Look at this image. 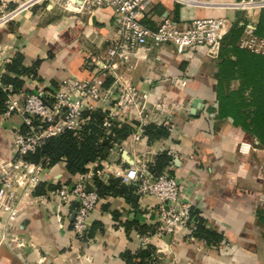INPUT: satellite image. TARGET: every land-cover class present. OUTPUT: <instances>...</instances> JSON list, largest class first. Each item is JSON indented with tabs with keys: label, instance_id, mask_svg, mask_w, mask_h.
<instances>
[{
	"label": "crops",
	"instance_id": "obj_1",
	"mask_svg": "<svg viewBox=\"0 0 264 264\" xmlns=\"http://www.w3.org/2000/svg\"><path fill=\"white\" fill-rule=\"evenodd\" d=\"M14 9L16 16L0 24V47H6L8 63L17 54L23 56L28 73L10 75L23 80L20 91L52 94L68 80L92 77L94 72L85 68L87 58L102 52L115 37L110 8L78 15L57 7L56 0H7L3 13ZM166 15L180 21L224 18L228 32L222 47L238 17L230 9L160 1L148 21L150 27L156 29ZM139 55L142 58L132 60L121 73L135 85L151 89L153 102L173 106L170 116L161 117L170 127V137L149 144L144 135L138 143L131 135L115 144L106 158L95 163L105 169L100 181L109 186L136 167L135 158L152 167L159 155L168 152L174 165L167 171L177 178L182 200L192 207L191 228L181 236L163 233L155 213L157 199L137 193L134 203L120 196H101L83 240L74 237L72 217H59L52 207L23 206L13 230L25 243L21 248L1 243L6 214L0 213V264H264V211L258 210H264V146L232 118L219 117L216 88L221 59L210 58L206 47L179 54L165 46ZM239 86L233 81L230 88ZM105 88L110 90L107 109L114 100L116 80L108 78ZM21 127L18 115H0V174L14 160V133ZM243 145L251 146L250 151H242ZM69 179L61 162L44 170L41 185L46 192L51 185L69 184ZM198 216L220 236L217 243L207 245L193 236Z\"/></svg>",
	"mask_w": 264,
	"mask_h": 264
},
{
	"label": "built area",
	"instance_id": "obj_2",
	"mask_svg": "<svg viewBox=\"0 0 264 264\" xmlns=\"http://www.w3.org/2000/svg\"><path fill=\"white\" fill-rule=\"evenodd\" d=\"M64 10L81 15H91L97 9L110 8L115 37L109 45L97 55L87 58L85 68L93 71L88 79L68 80L63 89L52 94L44 91H16L14 86L4 84L1 77L9 56L6 47H0V87L7 94L6 111L3 116L18 115L22 127L14 133L15 157L19 165L10 169L6 166L0 174V213L6 214L3 224L1 243L10 249L25 245L15 236L13 230L20 209L23 206L52 207L59 217H73L71 222L74 237L83 240L89 234V220L100 202L95 188V180H102L105 169L99 165L89 166L84 174L78 175L76 181L60 187L49 189L45 194L36 191L42 182L44 167L25 161V157L34 153L44 140L57 137L66 131L78 133L90 121L89 115L102 108L107 111L103 127L110 130L114 123L128 120L139 121V127L132 134L134 143L141 141L143 127L148 124L165 125L161 119L163 113L170 116L173 106L151 100V89L135 85L131 79L124 78L122 70H127L132 60L142 58L139 53L165 46L173 47L179 53H186L197 47H206L210 58L219 60L222 41L228 32L227 22L221 17L196 18L180 21L167 15L162 18L156 29L148 21L154 13L157 2L164 1L173 5L195 8L230 9L238 14L234 24L243 27L238 41L242 50L264 56V33L259 34L257 13L264 10V0H236L232 2H207L199 0H66ZM7 0H0V18ZM14 17H9L5 24ZM233 24V25H234ZM146 59V56H143ZM108 78L117 83L114 100L105 108L107 94L105 88ZM155 112V113H154ZM153 113V114H152ZM159 113V115H158ZM167 115V114H166ZM251 146L242 151H250ZM139 158V157H138ZM136 167L126 171L121 177L122 184L134 185L136 193L141 196L154 197L158 201L156 215L162 232L168 235H182L191 228V205L181 198V186L176 177L168 171L155 176L151 166L136 159ZM9 169V171H8ZM134 171V172H133ZM133 172V173H132ZM119 175V173H118ZM73 208V213L69 209ZM65 221V220H64ZM145 242L149 244L146 236Z\"/></svg>",
	"mask_w": 264,
	"mask_h": 264
},
{
	"label": "trees",
	"instance_id": "obj_3",
	"mask_svg": "<svg viewBox=\"0 0 264 264\" xmlns=\"http://www.w3.org/2000/svg\"><path fill=\"white\" fill-rule=\"evenodd\" d=\"M259 15V34L264 33V10ZM230 38L221 48L219 71L217 76V100L220 104V118H232L234 124L255 136L264 146V56L242 50L238 41L243 33V27L233 25ZM234 56V59L233 57ZM23 56L17 54L4 70L1 81L14 86L20 91L23 80L11 77V74L23 76L28 69L22 66ZM233 81H239L236 90L230 88ZM7 94L0 87V115L6 111L5 101ZM107 111L98 108L89 115L88 124L78 133L66 131L60 136L44 140L42 145L32 154L25 157V161L32 164H41L44 169H52L61 162L70 176L69 183L80 174L87 172L88 167L99 159L106 158L109 150L115 144L126 141L138 128L139 123L131 120L114 123L110 130L103 127ZM143 135L152 144L170 137V127L167 125L148 124L143 127ZM174 165L172 155L162 153L156 159L151 171L155 176L167 172ZM99 197L113 195L126 198L129 202H136L134 185L125 186L121 180L112 181L109 186L100 180H95ZM51 185L49 189H54ZM37 195L45 194L44 185H40ZM196 217V215H195ZM193 236L209 245L217 243L220 236L208 229L199 216L194 221ZM150 255V254H149ZM147 254V256H149ZM148 264H152L148 261ZM139 264H144L141 261Z\"/></svg>",
	"mask_w": 264,
	"mask_h": 264
},
{
	"label": "rangeland",
	"instance_id": "obj_4",
	"mask_svg": "<svg viewBox=\"0 0 264 264\" xmlns=\"http://www.w3.org/2000/svg\"><path fill=\"white\" fill-rule=\"evenodd\" d=\"M238 1V0H237ZM66 0H56V5H57V7H59L60 9H62L63 11H66V10H64V5L66 4ZM19 158L17 157H14V160L12 161V163H10L11 164V167H10V169H15V166L18 164L19 165ZM15 170H17V169H15ZM8 171H9V169H8ZM259 210V212L260 211H264L263 209H258Z\"/></svg>",
	"mask_w": 264,
	"mask_h": 264
},
{
	"label": "bare ground",
	"instance_id": "obj_5",
	"mask_svg": "<svg viewBox=\"0 0 264 264\" xmlns=\"http://www.w3.org/2000/svg\"><path fill=\"white\" fill-rule=\"evenodd\" d=\"M17 14V12H13L12 14H8L5 17L0 18V24H5V21L9 18V17H15Z\"/></svg>",
	"mask_w": 264,
	"mask_h": 264
},
{
	"label": "water",
	"instance_id": "obj_6",
	"mask_svg": "<svg viewBox=\"0 0 264 264\" xmlns=\"http://www.w3.org/2000/svg\"><path fill=\"white\" fill-rule=\"evenodd\" d=\"M197 103H198V102H195L196 106H197ZM195 104L193 105L194 107H195ZM73 217H74V216H72L71 220H73Z\"/></svg>",
	"mask_w": 264,
	"mask_h": 264
}]
</instances>
